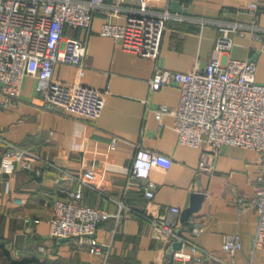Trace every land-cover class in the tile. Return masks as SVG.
<instances>
[{
  "label": "crops",
  "instance_id": "0c3cea01",
  "mask_svg": "<svg viewBox=\"0 0 264 264\" xmlns=\"http://www.w3.org/2000/svg\"><path fill=\"white\" fill-rule=\"evenodd\" d=\"M164 7L171 15L157 59L128 51L114 36L101 32L105 22L123 24L132 13H155ZM223 21L242 25L233 33V47L221 56L256 58L257 80L264 82V38L255 34L264 27V0H169L150 8L138 0H105L89 30L64 27L66 35L86 37L83 80L106 91L96 120L51 106L32 75L23 78L18 94H0V264H214L210 259L175 257L178 241L154 237L151 224L134 212L156 207L167 215L171 206L183 211L195 192L203 193L200 208L187 221L181 212L180 233L235 264H264V248H255L252 241L259 217L252 200L264 172L260 152L223 144L213 153V170L199 171L201 154L210 147L180 142L174 114L157 116L162 106L179 104L180 85L153 90L150 84L156 64L184 72L204 66L215 48L216 25ZM55 76L72 82L78 71L61 62ZM3 140L35 151L39 158L33 168H5ZM139 144L173 159L168 167L151 170L156 182L152 199L143 186L130 182ZM78 189L83 191L79 203L111 213L98 223V251L78 249L73 237L51 234L55 198H71L70 192ZM194 218L203 222L199 233L192 231ZM227 234L241 236L243 246L234 254L223 248Z\"/></svg>",
  "mask_w": 264,
  "mask_h": 264
},
{
  "label": "built area",
  "instance_id": "2783aa9c",
  "mask_svg": "<svg viewBox=\"0 0 264 264\" xmlns=\"http://www.w3.org/2000/svg\"><path fill=\"white\" fill-rule=\"evenodd\" d=\"M160 1L167 3L169 0H138L144 8ZM104 3L105 0H0V94H18L23 78L32 75L38 79V87L51 106L96 120L103 112L106 91L83 80L88 66L86 37L66 35L64 27L70 24L89 30L96 10ZM170 15L168 7L155 13H132L123 24L105 22L101 32L114 36L128 51L157 59ZM241 25L240 21H223L216 25L215 48L204 66L184 72L156 64L150 78L153 90L170 83L180 85L179 104L172 108L162 106L157 116L160 118L163 112L174 114L180 142L210 147L201 154L199 171L211 172L213 153L228 143L257 149L264 171V82L257 80V59L221 56L223 51L233 47V33L239 31ZM255 34L264 38V27ZM61 62L76 66V81L55 76ZM3 141L5 168L15 164L33 168V160L39 158L35 151L9 140ZM117 142V137H113L112 145L116 146ZM172 161L170 155L139 144L132 161L130 182L143 186L145 196L152 199L156 182L150 177L151 170L166 168ZM263 175L264 172L252 200L259 215L252 240L255 248H264ZM82 196L83 191L78 189L70 192L71 198H55L51 234L73 237L78 249L98 251V223L111 213L105 208L79 203ZM134 212L151 224L154 237L180 242L181 246L174 250L175 257L235 264L234 260L223 259L180 233V207L171 206L167 215L158 213L156 207L144 213ZM202 229L203 222L192 219V231L199 233ZM242 246L239 234L225 236V250L234 254ZM102 264L111 263L104 261Z\"/></svg>",
  "mask_w": 264,
  "mask_h": 264
},
{
  "label": "water",
  "instance_id": "95a60500",
  "mask_svg": "<svg viewBox=\"0 0 264 264\" xmlns=\"http://www.w3.org/2000/svg\"><path fill=\"white\" fill-rule=\"evenodd\" d=\"M202 198H203V193L201 192L194 193L191 205H189L182 211L181 216L183 221H187L191 216V214L200 208ZM177 244L180 245V242H177Z\"/></svg>",
  "mask_w": 264,
  "mask_h": 264
}]
</instances>
